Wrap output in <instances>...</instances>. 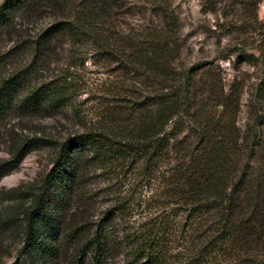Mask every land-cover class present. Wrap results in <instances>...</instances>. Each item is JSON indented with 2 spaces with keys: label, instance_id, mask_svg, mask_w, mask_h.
I'll return each instance as SVG.
<instances>
[{
  "label": "trees",
  "instance_id": "16d2710c",
  "mask_svg": "<svg viewBox=\"0 0 264 264\" xmlns=\"http://www.w3.org/2000/svg\"><path fill=\"white\" fill-rule=\"evenodd\" d=\"M124 1L0 3V37L21 13L50 9L57 16L36 32V43L22 41L20 50L0 54V130L10 143L0 181L32 152L50 151L41 174L8 191V199L21 204L0 217L1 228H20L24 259L13 264H114L121 249L123 264H207L215 251L235 264H264V70L259 103L252 104L254 123L244 134L237 125L238 97L213 75L201 79L198 70L177 66L182 45L171 0H145L161 26L127 42L134 72L149 75L158 90L126 111L107 106L101 116L106 122L79 125L65 135L26 129L23 122L35 117L80 111L71 107L68 78L36 82L32 65L17 63L19 51H34V44L44 51L55 37L79 44L83 32L97 40L112 34ZM247 29L258 33L252 47L258 55L244 53V61L264 64V21L255 16ZM143 185L154 186L151 201L135 197ZM152 199L161 209L138 228L127 227L133 207L152 205ZM102 200L106 207L94 213ZM182 239L186 245L176 251Z\"/></svg>",
  "mask_w": 264,
  "mask_h": 264
},
{
  "label": "rangeland",
  "instance_id": "374dc122",
  "mask_svg": "<svg viewBox=\"0 0 264 264\" xmlns=\"http://www.w3.org/2000/svg\"><path fill=\"white\" fill-rule=\"evenodd\" d=\"M212 1L171 0V10L179 19L182 45L181 56L176 64L181 69L198 70V78L213 75L220 79L225 92L239 99L237 125L246 134L254 123L252 104L259 103L256 94L263 78L264 64L261 60L255 61V65L244 61V53L258 55L252 47L258 44L259 39L258 33H251L245 27L254 25L255 16H258L259 21H264V0H218L216 6L212 5ZM123 3V8L113 22V33L103 32L98 36V40L106 41L104 44L83 32L79 44H74L66 36L55 37L48 41L44 51L37 49L35 44L32 48L34 51H19L17 63L31 64L34 68L31 76L36 82L41 84L52 79L68 78L66 83L71 88V107L80 111L79 116L67 108L52 112L47 117H35L23 122L26 129L55 136L65 135L79 125L104 122L101 116L107 106L126 111L128 106H132L147 92L159 89L149 75L134 72L127 58V42L138 41L149 26L160 27L161 19L154 16L145 0H125ZM51 12L50 9H43L31 16V13L25 16L21 13L15 20L16 26L0 37V54L14 48L20 50L22 41L36 43V32L57 17ZM22 35L24 37L19 39ZM14 123L12 125H19L18 122ZM6 133L5 128L0 130V161L9 158L10 143L6 139L9 136H4ZM49 152L48 149L32 152L18 168L1 179L0 217L20 210V202L8 199V191L30 183L41 174L49 165ZM136 187L138 194L135 197L139 195L140 199L151 201L149 197L154 192V186L153 190L146 185ZM152 203L149 205L144 202L140 207H133L136 211L126 216V226L138 228L141 222L148 220L150 212L154 214L161 209V206L156 209L158 205L154 199ZM105 207L103 200L100 201L94 213L99 214ZM117 222L120 224L118 228L122 229L123 223ZM20 234V228L0 227V264L23 261L24 257L19 252ZM185 245L182 239L176 251H183ZM123 250L117 253L114 264L124 263ZM209 259L207 264L236 263L225 260L217 251Z\"/></svg>",
  "mask_w": 264,
  "mask_h": 264
}]
</instances>
